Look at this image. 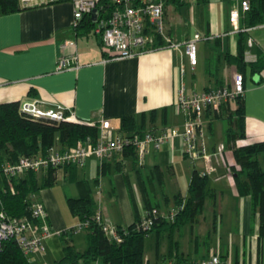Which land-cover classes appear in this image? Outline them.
I'll return each instance as SVG.
<instances>
[{
	"label": "crops",
	"instance_id": "1",
	"mask_svg": "<svg viewBox=\"0 0 264 264\" xmlns=\"http://www.w3.org/2000/svg\"><path fill=\"white\" fill-rule=\"evenodd\" d=\"M163 1L164 32L181 45L172 48L161 36L156 39L158 43L162 41L160 44L152 48L148 44L126 57L104 56L105 48L93 24L90 28L73 27L70 0L0 11V102L40 98L44 106L60 103L80 119L97 123L109 119L117 131H123L119 127L121 116L139 117L142 111L166 106L165 122L158 111L155 123L146 128L179 127L183 114L176 106L178 85L183 82L190 92L230 80L238 68L226 60L225 54H236L239 31H244L245 52L254 58L259 52L264 59L263 20L247 26L239 0ZM235 7L239 9L237 26L229 19ZM195 32L200 37L196 40L197 59L192 64L183 43ZM63 41H68L65 48L61 46ZM62 52L75 54L76 62L57 69ZM244 86L246 136L236 139V145L264 139V68L252 72L247 65ZM226 107L233 110L236 103ZM220 114L206 110L202 115L207 149L212 153L206 161L188 158L183 153L181 137L176 135L158 148L149 145L143 163L123 152L102 161L90 155L82 165L75 164L73 180L68 178L72 174L69 166L58 167L54 184L31 191L43 203L53 232L43 240L44 251L32 254L30 260L35 264H56L63 256L70 259L86 247V230L73 229L78 216L67 203L69 196H80L86 187L104 216L125 226L149 208L145 206L146 199L160 212L178 204L173 195L187 194L192 169L201 171L209 166L213 167L207 175L215 191V203L207 197L192 221L172 228H154L146 236L149 245L144 242L143 264L198 259L212 252L229 258L232 264H257L259 215L252 211L250 195L236 191L231 170L232 143L225 138L227 118ZM219 144L224 145V158L213 153ZM45 169L36 172L39 180ZM167 184L170 193L165 190ZM62 230L65 233L60 235ZM77 264L84 263L79 260Z\"/></svg>",
	"mask_w": 264,
	"mask_h": 264
},
{
	"label": "built area",
	"instance_id": "2",
	"mask_svg": "<svg viewBox=\"0 0 264 264\" xmlns=\"http://www.w3.org/2000/svg\"><path fill=\"white\" fill-rule=\"evenodd\" d=\"M56 0H18L21 7L51 3ZM73 7V25H76L85 14H91L94 10L96 17L93 19V30L100 37L102 47L110 51V57H126L143 50L148 44L155 42L156 34L161 35L166 44L172 48H178L180 41L174 40L164 32L163 0H70ZM194 2L196 0H187ZM239 6L243 11L250 8L249 0H239ZM239 9L230 10L229 19L237 26ZM264 23V14L263 21ZM199 32L184 41L185 52L189 62L194 64L197 59L196 40ZM68 41H63L61 46L65 48ZM244 59L254 61L256 58L249 52H245ZM76 62V55L63 53L58 56L56 68L62 69ZM245 90L244 75L236 71L230 80L213 87L198 91L186 90L183 82L178 85L176 106L183 114L181 126H165L158 130L148 128L142 133L136 131H117L109 119L103 118L98 124L96 137L90 134L78 139L74 145L61 147L57 143L52 144L45 152L21 154L15 160H3L0 163V177L6 183V188L14 191L13 179L28 170L41 171L48 166L60 167L69 163L82 165L85 159L94 155L100 161L109 159L117 153H122L124 148L133 147L137 153L139 163H143L148 146L158 148L162 143L169 141L173 136L182 139V150L193 162L199 158L207 160L211 152L207 149V141L202 115L204 111L218 113L223 106L234 105L238 95H243ZM43 100L33 98L20 101V111L34 119L44 118L51 120H70L78 123L92 125L93 122L74 116L60 103L52 106H44ZM67 111V113L65 112ZM224 145L219 144L214 154H223ZM233 164V163H232ZM213 167L205 166L201 174H207ZM30 217L26 215H11L4 209H0V246L6 238H13L23 253L31 259L34 253H42L45 249L43 240L52 234V229L46 221V210L43 203L36 198L34 192L27 196ZM184 206V203L174 205L166 212H160L155 207L144 209L135 224L136 230H149L157 217L173 221L176 214ZM96 222L104 235L110 241H121L122 232L127 229L124 226L111 222L104 216L100 209L84 220H78L74 230H85L90 221ZM159 264H232L230 259L217 252L198 259L167 260Z\"/></svg>",
	"mask_w": 264,
	"mask_h": 264
},
{
	"label": "trees",
	"instance_id": "3",
	"mask_svg": "<svg viewBox=\"0 0 264 264\" xmlns=\"http://www.w3.org/2000/svg\"><path fill=\"white\" fill-rule=\"evenodd\" d=\"M106 2L107 0H102ZM179 2L181 0H171ZM250 8L244 11V20L247 26L255 25L263 20L264 0H249ZM22 8L18 0H0V11L7 12ZM93 24L92 14H85L80 21L73 25L74 28H90ZM161 39V35L156 34V39ZM244 31L238 32L237 52L231 54L227 52L225 58L228 62L234 63L238 71L245 76V68L250 65L252 72H260L264 68V59L261 53H257L254 61L244 59ZM156 42V43H155ZM150 43L160 44L162 41ZM104 49V56L110 57L111 53ZM221 84V83H220ZM218 84V85H220ZM20 101L10 100L0 102V163L3 160H15L21 154H32L36 152H45L54 143L58 142L61 147L74 145L78 139L84 138L90 134L96 137L99 131L97 122L92 125L78 123L70 120H51L34 119L20 111ZM158 111H160L161 121L165 122L167 107L160 109L152 108L148 112L142 111L139 117L133 114L120 117V129L125 131H136L142 133L146 130L148 124L155 123ZM67 113V111H65ZM226 119L225 128L226 142L232 143V155L234 163L231 170L234 177L236 191L240 195L249 194L251 197L252 211L258 212L259 225L257 235V264H262V250L264 241V139L251 141L236 145L233 142L238 138L246 136L243 95L236 98V107L229 110L226 106L222 107L218 114ZM124 154H132L137 158L135 149L131 146L124 148ZM72 174L69 179L75 178L73 169L74 163H69ZM58 167L48 166L39 180L38 175L33 170H28L23 175L13 179L14 191L0 186V209H4L11 215H26L30 217V211L27 203V196L31 191L38 190L54 184L56 180V170ZM129 185V182L126 178ZM209 176L201 174L199 170L193 168L190 180L187 185V194L181 195L179 192L173 195L175 203H184L181 210L178 211L173 221L162 217H157L149 230H136L135 224L137 217L132 223L125 225L126 232H122V240L110 241L102 232L99 225L90 221L86 230V247L82 251L68 259L60 258L56 264H77L81 260L84 264L93 260H98L101 264H143L144 242L146 236L156 227L165 225L172 228L176 225L190 222L202 210L205 199L209 197L211 203H215V191L209 186ZM85 182V181H84ZM83 182V184H84ZM86 185V182H85ZM131 190V187H130ZM163 194H167L163 189ZM68 206L71 212L78 216V220H84L91 217L98 206L92 196L90 188L86 187L80 196L67 198ZM157 202L154 206H157ZM146 207H151L149 199H146ZM65 233L64 230L60 235ZM0 264H35L23 253L13 238H6L0 246ZM238 264V261H236Z\"/></svg>",
	"mask_w": 264,
	"mask_h": 264
},
{
	"label": "rangeland",
	"instance_id": "4",
	"mask_svg": "<svg viewBox=\"0 0 264 264\" xmlns=\"http://www.w3.org/2000/svg\"><path fill=\"white\" fill-rule=\"evenodd\" d=\"M235 103H236V101H235ZM146 129H147V128H146ZM232 163H234V161H233ZM181 186H182L183 190L185 191V188H186L185 185L183 184V185H181ZM170 188H171V187H170L169 184H167V185L165 186V190H166L168 193H170V192H169ZM81 230H83V229H81ZM152 235H153V237H154V233H152L151 236H152ZM151 240H152V237H151ZM149 241H150V240L147 239V237H146V239H145V243H146V245H149Z\"/></svg>",
	"mask_w": 264,
	"mask_h": 264
},
{
	"label": "water",
	"instance_id": "5",
	"mask_svg": "<svg viewBox=\"0 0 264 264\" xmlns=\"http://www.w3.org/2000/svg\"><path fill=\"white\" fill-rule=\"evenodd\" d=\"M92 14V16H93V19L96 17V12H95V10L91 13Z\"/></svg>",
	"mask_w": 264,
	"mask_h": 264
}]
</instances>
